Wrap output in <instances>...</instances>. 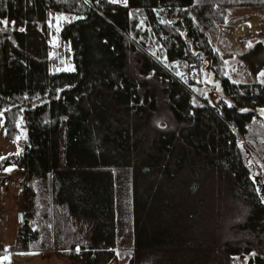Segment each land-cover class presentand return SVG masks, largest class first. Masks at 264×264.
<instances>
[{"label": "trees", "instance_id": "1", "mask_svg": "<svg viewBox=\"0 0 264 264\" xmlns=\"http://www.w3.org/2000/svg\"><path fill=\"white\" fill-rule=\"evenodd\" d=\"M239 6L264 0H0V112L10 137L20 116L27 131L0 159L24 172L13 250L264 264V171L256 183L239 144L264 159V83L232 82L213 41ZM62 14L78 17L56 32ZM251 39L240 57L256 75Z\"/></svg>", "mask_w": 264, "mask_h": 264}, {"label": "rangeland", "instance_id": "2", "mask_svg": "<svg viewBox=\"0 0 264 264\" xmlns=\"http://www.w3.org/2000/svg\"><path fill=\"white\" fill-rule=\"evenodd\" d=\"M123 3L122 0H113ZM61 18L56 19L54 30L59 32L58 21L61 19L71 21L78 16L72 14H62ZM226 19L233 21L234 28L230 31L219 29L213 37L214 45L217 51L224 56L225 75L235 83L239 82H258L264 83V69L254 75L252 74L244 61L241 54L253 46L251 38L264 43V11H254L248 7H233L226 10ZM256 36V37H253ZM244 40V41H241ZM57 41V35H53L50 42L54 44ZM73 63L63 68L55 70H71ZM208 79V78H207ZM204 90L203 92H205ZM215 95H212V102L215 101ZM194 103H200L196 100ZM202 103V102H201ZM16 132L13 137L9 136V131L5 123V114L0 112V159L16 157L24 149L27 139V131L24 126V118L20 116L16 122ZM264 142V138H260ZM243 149L246 163L251 170V174L256 183L263 180L264 159L258 152L255 142H240ZM23 171L14 165L7 166L1 174L4 179L0 180V262L5 264H18V261H32L35 264H83L78 261L68 259L55 251L42 255L40 251H16L11 248L13 245L17 226L19 224L18 215L21 213V184ZM119 249L115 248V256L107 264H127L129 254H119ZM252 254L242 258L237 257V263H245ZM36 260V261H34Z\"/></svg>", "mask_w": 264, "mask_h": 264}, {"label": "water", "instance_id": "3", "mask_svg": "<svg viewBox=\"0 0 264 264\" xmlns=\"http://www.w3.org/2000/svg\"><path fill=\"white\" fill-rule=\"evenodd\" d=\"M213 80H214V73H213L211 70H208V79H207V83L211 85ZM258 114H259V116H261V117L264 118V108L260 109V110L258 111ZM22 220H23V214H22V212H21V213H19V215H18V221H19V223H21ZM0 264H3V263L0 262Z\"/></svg>", "mask_w": 264, "mask_h": 264}, {"label": "crops", "instance_id": "4", "mask_svg": "<svg viewBox=\"0 0 264 264\" xmlns=\"http://www.w3.org/2000/svg\"><path fill=\"white\" fill-rule=\"evenodd\" d=\"M122 1L124 4L126 0H122ZM25 251H27V250H25ZM33 251H39V250H33ZM48 252H52V251H40V253H42V255H46L45 253H48ZM34 261H36V260H34ZM5 264H7V263L5 262ZM18 264H35V263L32 261H18Z\"/></svg>", "mask_w": 264, "mask_h": 264}, {"label": "built area", "instance_id": "5", "mask_svg": "<svg viewBox=\"0 0 264 264\" xmlns=\"http://www.w3.org/2000/svg\"><path fill=\"white\" fill-rule=\"evenodd\" d=\"M4 179V175L1 174L0 172V180Z\"/></svg>", "mask_w": 264, "mask_h": 264}, {"label": "bare ground", "instance_id": "6", "mask_svg": "<svg viewBox=\"0 0 264 264\" xmlns=\"http://www.w3.org/2000/svg\"><path fill=\"white\" fill-rule=\"evenodd\" d=\"M260 119H262V118H260Z\"/></svg>", "mask_w": 264, "mask_h": 264}]
</instances>
